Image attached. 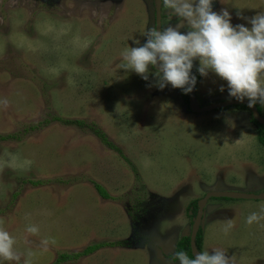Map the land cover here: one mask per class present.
Listing matches in <instances>:
<instances>
[{
  "label": "rangeland",
  "instance_id": "1",
  "mask_svg": "<svg viewBox=\"0 0 264 264\" xmlns=\"http://www.w3.org/2000/svg\"><path fill=\"white\" fill-rule=\"evenodd\" d=\"M153 1L0 0V229L19 257L0 264H52L96 243L109 245L60 264H179L193 200L264 193V148L247 110L197 115L177 88L156 86L151 65L147 81L119 68L124 49L146 43ZM212 10L250 28L264 0H212ZM161 14V30L186 31L163 4ZM195 97L199 106L234 99L211 72ZM205 207L201 252L264 264V220L246 223L264 201L210 198Z\"/></svg>",
  "mask_w": 264,
  "mask_h": 264
},
{
  "label": "clouds",
  "instance_id": "2",
  "mask_svg": "<svg viewBox=\"0 0 264 264\" xmlns=\"http://www.w3.org/2000/svg\"><path fill=\"white\" fill-rule=\"evenodd\" d=\"M162 4L186 31L172 26L159 31L156 27L151 28L144 34L146 43L123 50L120 69L131 70L147 81L151 65L154 69L151 75L156 78L158 88L170 84L188 94L196 84L192 68L193 61L198 60L200 76L206 77L211 72L226 81L230 98L239 102L247 100L249 108L257 103L264 104V84L260 80L264 74V13L253 16L248 21L249 28L243 24L233 26L227 10L219 14L213 11L212 0H197L195 4L193 0H162ZM135 43L139 44V41ZM220 90L223 91V87ZM26 163L30 164V161ZM261 220H264V208L260 213H251L246 223L252 225ZM233 227L229 222L224 233L227 235ZM28 231L34 233L37 229L32 227ZM14 243L9 233L0 229V257L19 259L13 251ZM212 253L199 252L195 258H189L185 252L175 255L179 264H232V258L225 250L214 248Z\"/></svg>",
  "mask_w": 264,
  "mask_h": 264
},
{
  "label": "water",
  "instance_id": "3",
  "mask_svg": "<svg viewBox=\"0 0 264 264\" xmlns=\"http://www.w3.org/2000/svg\"><path fill=\"white\" fill-rule=\"evenodd\" d=\"M154 11H155V27L157 30H161V0L153 1ZM196 84L193 90L189 93L188 96V108L189 111L194 114H202L204 112H209L213 110H220L227 107L235 106V105H245L251 113L252 119L256 121L258 124L264 127V118L258 113L256 106L249 108L247 100L244 102H239L236 99H231L228 101L218 102L214 104H209L205 106H199L196 101ZM210 198H226V199H236V200H255V201H264V193L261 194H246L236 191H221V192H209L202 199L197 201V214L196 217L193 218L192 228L190 232V248L192 257L195 258V255L199 253L196 249L195 238L198 233L199 227L202 223V214L203 209L206 206L207 201Z\"/></svg>",
  "mask_w": 264,
  "mask_h": 264
},
{
  "label": "trees",
  "instance_id": "4",
  "mask_svg": "<svg viewBox=\"0 0 264 264\" xmlns=\"http://www.w3.org/2000/svg\"><path fill=\"white\" fill-rule=\"evenodd\" d=\"M192 75H195L196 82L199 81L200 75H199L198 71L195 70L194 68H192ZM178 94L182 97V99L185 102V104H188L189 93L185 94L182 89H178ZM255 106H256V108L258 110V113L262 112V108H261V105L259 103H257ZM225 109H228V110L229 109L247 110L249 112L247 106H245V105H235V106H231V107H228V108H225ZM249 119H250V122L256 128V139H257L258 143L264 148V127L262 125L258 124L256 121H254L252 119L251 114H249ZM67 123H69V122H67ZM74 123H76L77 125H81V126L83 125L82 122H80V121H75ZM92 131H94V134L98 138H100L101 142L104 143L107 147H109V148H113L114 147L115 148V146H113L112 143L108 141L106 136L101 131H99V130H92ZM8 137L10 138L11 136H8ZM32 183L35 184L34 182H32ZM39 183L40 182H36V184H39ZM91 184L94 186V188L96 189L98 195L101 198H103V199H107L108 198L107 192L105 191V189L100 184H98V183H96L94 181ZM189 211L192 212L191 215L188 214ZM189 211L186 213L187 217L190 218V219L195 218L196 214H197V200H193L190 203ZM192 222L193 221H191V224H192ZM105 245H109V244H107V243L90 244L82 252H76V253H70V254L58 253L55 261L52 264H60L61 262L75 260V259L79 258L80 256H87V255L92 254L95 251L99 250L101 247H103ZM195 245H196L197 251L201 252L200 251L201 250V246H202V230L201 229H199V231H198V233L196 235ZM178 252H185L189 256V258H193L192 254H191L189 236L183 237L181 240H179V242L177 243L176 248H175V254L178 253Z\"/></svg>",
  "mask_w": 264,
  "mask_h": 264
},
{
  "label": "flooded vegetation",
  "instance_id": "5",
  "mask_svg": "<svg viewBox=\"0 0 264 264\" xmlns=\"http://www.w3.org/2000/svg\"><path fill=\"white\" fill-rule=\"evenodd\" d=\"M162 15H161V22H160V24H162ZM155 15H154V27H155ZM228 108V107H227ZM225 109V108H224ZM224 109H222V110H224ZM221 110V109H220ZM225 110H228V109H225ZM250 112V111H249ZM251 114V113H250ZM206 208V207H205ZM204 212H205V209H203V214H204ZM203 214H202V217H203ZM199 229H201V226L199 227ZM199 231V230H198Z\"/></svg>",
  "mask_w": 264,
  "mask_h": 264
}]
</instances>
